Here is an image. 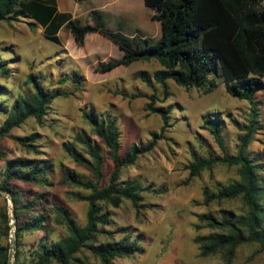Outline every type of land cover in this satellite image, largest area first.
<instances>
[{
	"label": "trees",
	"instance_id": "16d2710c",
	"mask_svg": "<svg viewBox=\"0 0 264 264\" xmlns=\"http://www.w3.org/2000/svg\"><path fill=\"white\" fill-rule=\"evenodd\" d=\"M143 1L146 7L155 11L152 20L160 24L157 40L137 37L129 39L120 32L106 30L98 19H95L94 25H81L71 14L58 12L55 0H0V24L28 21L30 27L39 26L42 29L46 40L59 46L58 32L62 27L69 31L77 47L84 46L87 34L99 33L122 51L119 60L111 59L97 68L101 73L118 66L128 67L137 61L155 60L160 66L159 70L153 74L138 71L136 76L152 90L155 84L159 85L165 96L168 81L186 90L196 88L210 93L217 87L216 81L219 80L234 98L247 102L248 120L245 125L238 126L242 134L234 156L225 153L222 137L224 126L219 113H208L202 118L205 129L224 151V155L203 158L191 151L192 161L186 166L189 178L199 176L204 170H212L217 164L237 167L238 180L226 185L218 184L215 190L204 188L203 204L209 206L213 202L240 198L244 212L237 214L231 210H220L219 215H196L200 223L194 226L197 231L207 227L214 232L198 235L194 242L199 245L200 256L224 253L226 264L231 262L240 245L255 243L264 250V188L258 174L259 164L247 152L258 117L255 95L264 88V0ZM11 75V68L0 55V79L7 80ZM44 80L41 75L29 73L26 80L29 88L15 96L10 105L3 104L8 99L5 93L8 88L0 84V113L5 117L0 126V142L10 137L13 129L19 128L30 118L41 123L53 101L69 95L63 88L45 87L42 83ZM68 80L74 87L82 84V77L76 71L60 82ZM154 102L155 96L152 95L146 110L160 116L161 133L152 132L147 145L131 146L124 157L119 155L120 131L117 120L109 112H82L84 121L92 128L93 135L99 138L101 144L84 129L78 130L72 140L62 144L64 153L93 176V179H85L75 170L61 166L63 184L89 192L88 195L74 193L76 199L88 204L83 226L78 224L68 207L56 203L52 204L49 215L43 212L34 216L25 214L27 210L43 206L45 198L38 195L33 200H23L22 190L13 186L12 181L45 184L52 170L51 163L44 159L23 157L7 159L6 153L0 149V161L4 162L0 191L10 197L15 219L13 264H20L22 234L32 231L45 233L32 253L34 264H75L78 261L76 255L83 249L98 258L101 264H115V258L131 257L143 252L139 240L129 236L118 241L99 240L104 227L110 224V214L103 211L101 204L118 208L126 199L137 212L144 207L141 193L149 188H143L139 179L121 181L120 176L122 168L133 166L139 156L152 151L170 127L169 108L156 107ZM12 138L27 151L39 153L34 144L36 134ZM102 145L107 149L115 168L106 185L100 187L104 160ZM50 217L66 229V236L57 240L49 239L47 223L51 221ZM2 222V232L7 235L10 228L6 213ZM9 250V246H0V264H10Z\"/></svg>",
	"mask_w": 264,
	"mask_h": 264
},
{
	"label": "rangeland",
	"instance_id": "374dc122",
	"mask_svg": "<svg viewBox=\"0 0 264 264\" xmlns=\"http://www.w3.org/2000/svg\"><path fill=\"white\" fill-rule=\"evenodd\" d=\"M59 37L70 51L60 50L58 45L43 37L39 26L30 27L28 21L0 24V55L12 71L9 79H0V84L8 88L5 92L8 99L3 104L10 105L15 96L29 88L26 84L29 73L43 76L45 80L42 83L45 87L63 88L69 93L68 96L58 97L53 101L41 123L30 118L19 128L13 129L10 137L0 142V149L6 153L7 159L23 157L44 159L51 163L52 170L45 184L12 181L13 186L22 190L23 200H33L38 195L45 198L43 206L27 210L25 214L34 216L43 212L49 215L52 204L56 203L68 207L78 224L83 226L88 204L76 199L74 193L88 195L89 192L63 184L61 166L75 170L85 179H93V176L84 166L74 163L64 153L62 144L72 140L80 129L87 131L101 144L82 117L84 110H94L98 114L109 112L116 117L120 131L121 157L133 145H147L151 140V133L160 134L162 127L160 116L146 110L150 96L154 95V106L169 108L170 127L152 151L139 156L133 166L122 168L120 176L121 181L139 179L143 188H149L141 193L144 207L137 212L126 199H123L118 208L102 203L103 211L110 214V224L104 227L99 240L118 241L127 236L139 240L138 244L143 252L131 257L115 258V264H226L224 253L200 256L199 245L194 242V238L208 235L214 230L202 227L197 231L194 226L200 224L196 218L198 214L219 215L220 210H231L237 214L244 212L240 198L213 202L209 206L203 204L204 188L215 190L218 184L226 185L238 180V169L217 164L212 170H204L199 176L189 178L186 166L192 161L191 151L203 158L224 155V151L204 127L202 118L208 113H219L222 117L225 153L236 155L242 134L238 126L247 123L249 104L234 98L219 80L216 81L217 87L210 93L196 88L186 90L173 81H168L165 96L159 85L155 84L152 90L136 76L138 71L153 74L159 68L157 61H137L129 69L119 67L113 73L104 74L97 68L109 59L102 61L95 58L93 53H109L110 58H117L116 51L96 42H89L93 53L86 52L84 55V50L72 46L73 40L68 31L62 30ZM73 71L82 77L80 86L74 87L69 80L60 82ZM255 101L258 106L256 130L247 152L259 164L258 174L264 188V88L255 95ZM4 119V115L0 113V126ZM33 134L37 135L34 144L38 148V154L27 151L12 138L29 137ZM102 148L104 160L100 187L106 185L115 168L107 149L103 145ZM3 167L4 162L0 161V182ZM10 200L7 194L0 191V246L10 247L9 259L10 264H13L15 219ZM5 213L10 228L7 235L2 232ZM50 218L51 221L47 223L49 239L57 240L66 236V229ZM44 234V231L22 234L19 246L20 264H34L32 253ZM76 258L78 261L75 264H101L87 249L79 252ZM228 264H264V250L255 243L240 245Z\"/></svg>",
	"mask_w": 264,
	"mask_h": 264
},
{
	"label": "crops",
	"instance_id": "0c3cea01",
	"mask_svg": "<svg viewBox=\"0 0 264 264\" xmlns=\"http://www.w3.org/2000/svg\"><path fill=\"white\" fill-rule=\"evenodd\" d=\"M55 1L58 12L71 14L72 18L78 20L81 25H94L95 19H98L106 30L111 32H120L122 35L129 39L137 37L141 39L150 38L153 40H157L159 38L160 24L158 23V21L152 20V16L155 14V11L146 7L143 0ZM62 30H66L65 27H62L59 30L58 37L59 33ZM89 42H96L100 46H106L110 50L116 51L118 53L117 58H110L109 53L104 55L93 53L92 51H90ZM60 43L61 45H58L60 47V50L62 49L64 52L67 50L70 51L69 48L62 44L61 40ZM72 46L77 47L74 42ZM78 48L84 50V55H86V52L93 53V55H95V58H99L102 61H105L106 59L119 60L122 57V51H120L118 46L99 33L87 34L85 36L84 46ZM131 65L125 68L129 69L130 67H132ZM119 67L124 66H118L109 72L113 73V71H115V69ZM158 67L159 68H157L155 71L160 69V66Z\"/></svg>",
	"mask_w": 264,
	"mask_h": 264
},
{
	"label": "water",
	"instance_id": "95a60500",
	"mask_svg": "<svg viewBox=\"0 0 264 264\" xmlns=\"http://www.w3.org/2000/svg\"><path fill=\"white\" fill-rule=\"evenodd\" d=\"M10 202L12 203V201L10 200Z\"/></svg>",
	"mask_w": 264,
	"mask_h": 264
}]
</instances>
